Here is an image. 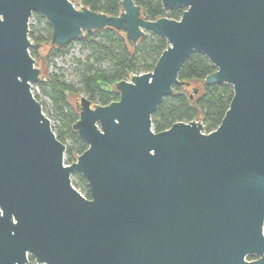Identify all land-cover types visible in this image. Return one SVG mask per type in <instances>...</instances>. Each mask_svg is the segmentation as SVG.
<instances>
[{
	"label": "water",
	"instance_id": "1",
	"mask_svg": "<svg viewBox=\"0 0 264 264\" xmlns=\"http://www.w3.org/2000/svg\"><path fill=\"white\" fill-rule=\"evenodd\" d=\"M160 2L181 17L146 20L133 0L117 16L80 0H0V264H264V0ZM33 14L47 46L28 37ZM106 29L129 48L147 32L167 47L151 72L113 85L117 101L75 99L87 148L67 165L32 86L47 50ZM192 52L215 68L200 85L232 87L229 107L210 133L200 117L154 132L162 99L190 86L178 74Z\"/></svg>",
	"mask_w": 264,
	"mask_h": 264
},
{
	"label": "trees",
	"instance_id": "2",
	"mask_svg": "<svg viewBox=\"0 0 264 264\" xmlns=\"http://www.w3.org/2000/svg\"><path fill=\"white\" fill-rule=\"evenodd\" d=\"M121 0H80V4L97 13L117 16L120 12ZM142 10L146 20L153 21L159 17L178 20L183 9H173L163 12L160 0H133ZM33 23L29 25L28 37L33 44L47 46L51 39V30L44 18L33 14ZM87 49L83 61L78 60L77 73L81 88L65 83L56 74H50L42 84H36L42 95L49 99L51 111L56 124L52 126L57 139L66 146L64 161L69 165L82 154L87 145L78 138L72 130L73 124L78 120L74 108L69 104L68 94L83 92L93 104L105 106L118 100L113 85L126 80L131 74H144L151 72L157 59L166 49V40L147 32L134 48H129L124 37L111 29L93 34H86L83 39L74 41ZM71 44V43H70ZM70 44L58 49L51 48L50 55H61ZM44 51L43 49H40ZM30 49L32 58L37 51ZM215 71L204 55L192 52L184 61L179 74V81L190 83L189 87L175 85L174 95L165 97L151 116L152 129L161 132L170 128L174 123H188L201 118L203 132L210 133L220 124L232 98V87L227 84L202 86L201 81ZM197 88L195 97L190 98L192 89ZM42 111L44 104L40 97L35 95ZM68 142V144H67ZM73 187L85 198L90 199V193L84 179L74 173ZM248 260L255 259L252 256ZM28 264H35L33 257H28Z\"/></svg>",
	"mask_w": 264,
	"mask_h": 264
},
{
	"label": "rangeland",
	"instance_id": "3",
	"mask_svg": "<svg viewBox=\"0 0 264 264\" xmlns=\"http://www.w3.org/2000/svg\"><path fill=\"white\" fill-rule=\"evenodd\" d=\"M34 19L31 17L30 23H33ZM51 50H47V53L43 55V68L42 71L47 78L50 74H56L65 83L74 85L76 88H81L79 82V76L77 73L76 62L78 60L83 61L85 56L89 54L88 50L83 48L79 43L73 42L70 47L67 48L61 55H50ZM34 94L40 97L41 102L44 104V114H47L52 126L56 124L53 118V112L51 111L49 99L42 95L39 87L36 85L32 86ZM83 92H78L77 94H68L69 104L73 107L74 101L80 96H84ZM191 97H195L196 94L190 93ZM68 144V142H67ZM71 181H75L73 175L71 176ZM81 190L79 187H77ZM76 189V188H75Z\"/></svg>",
	"mask_w": 264,
	"mask_h": 264
},
{
	"label": "built area",
	"instance_id": "4",
	"mask_svg": "<svg viewBox=\"0 0 264 264\" xmlns=\"http://www.w3.org/2000/svg\"><path fill=\"white\" fill-rule=\"evenodd\" d=\"M31 20V19H30Z\"/></svg>",
	"mask_w": 264,
	"mask_h": 264
}]
</instances>
